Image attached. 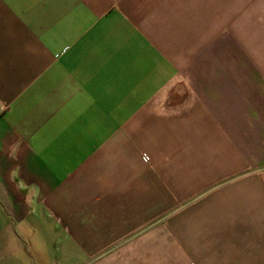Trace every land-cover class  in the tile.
I'll use <instances>...</instances> for the list:
<instances>
[{"label":"crops","instance_id":"crops-1","mask_svg":"<svg viewBox=\"0 0 264 264\" xmlns=\"http://www.w3.org/2000/svg\"><path fill=\"white\" fill-rule=\"evenodd\" d=\"M0 264H264V0H0Z\"/></svg>","mask_w":264,"mask_h":264}]
</instances>
